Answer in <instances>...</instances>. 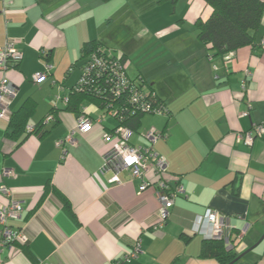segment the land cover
<instances>
[{
	"label": "crops",
	"instance_id": "0c3cea01",
	"mask_svg": "<svg viewBox=\"0 0 264 264\" xmlns=\"http://www.w3.org/2000/svg\"><path fill=\"white\" fill-rule=\"evenodd\" d=\"M209 14L202 0H0V47L17 41L22 52L6 73L16 89L10 115L32 102L26 125L35 126L56 107L37 134L9 136L0 120V187L23 207L9 225L26 234L30 255L0 246V264H220L203 253L212 210L225 218L237 257L264 235V137L250 146L237 139L264 121V13L256 44L224 58L197 39L194 23ZM92 39L125 55L128 76L144 77L165 103V113L143 116L129 138L163 156L172 185L184 190L161 226L155 189L138 194L127 172L117 175L121 185L101 172L112 117L66 141L77 118L64 98L79 78L81 46ZM84 112L100 117L90 104ZM150 130L163 137L151 144ZM7 201L0 192V207ZM136 242L141 253L125 262ZM233 264H264V238Z\"/></svg>",
	"mask_w": 264,
	"mask_h": 264
},
{
	"label": "trees",
	"instance_id": "16d2710c",
	"mask_svg": "<svg viewBox=\"0 0 264 264\" xmlns=\"http://www.w3.org/2000/svg\"><path fill=\"white\" fill-rule=\"evenodd\" d=\"M202 1L210 8V14L205 20L197 18L195 21L196 36L215 57L224 58L242 47L256 44L254 34L264 13V2L261 0ZM41 56L47 61V55ZM127 62L125 55L117 57L108 54L105 44L99 39L85 41L81 46L77 65L79 78L65 96V111L78 118L79 115L84 114L85 104H90L100 111V116L113 112L112 119L116 122V126L105 133L111 134L117 127H124L132 134L138 130L143 116L153 114L155 109L165 110V103L155 94L144 77L128 76ZM136 91L140 95L136 96ZM34 109L32 102H26L18 112L9 116L7 120L9 136H20L23 133L37 134L40 131L44 120L35 126L32 125L33 131L29 132L26 129L27 120ZM49 114L55 115L56 107H53ZM89 118L95 121L94 118L90 116ZM128 143L138 147L132 145L129 140ZM48 191L47 187L42 198ZM26 244L20 246V252L30 258ZM225 248L222 241L208 239L205 241L203 253L207 257L217 259L220 264H228L237 257V254L231 248L228 250Z\"/></svg>",
	"mask_w": 264,
	"mask_h": 264
},
{
	"label": "built area",
	"instance_id": "2783aa9c",
	"mask_svg": "<svg viewBox=\"0 0 264 264\" xmlns=\"http://www.w3.org/2000/svg\"><path fill=\"white\" fill-rule=\"evenodd\" d=\"M3 1V0H2ZM264 2V0H261ZM5 5L7 3L3 2ZM5 5L1 9V13L6 11ZM17 41H7L0 47V120H8L10 116L9 106L16 95V89L6 76L7 71L13 68L22 59V52L16 47ZM231 54V53H230ZM46 69L50 67L45 66ZM43 74H36L34 82L43 78ZM125 82V81H124ZM245 86V80L242 81V89ZM136 96L140 95L138 91ZM56 99H59L57 97ZM64 100H66L64 98ZM166 110L155 109L153 114L165 113ZM113 117V112L104 114L97 119L92 120L84 112L76 119L74 130L68 135L66 141L73 144L74 141L71 135L74 132L83 134L97 124L100 125L105 117ZM53 120L52 115L46 116L44 122ZM29 132L33 131V126H27ZM131 132L124 127H117L113 133H104L103 142L108 146L104 154V163L101 172H109L111 177L108 179V184L121 185L120 179L117 177L120 172H127L131 181H138L137 193H142L148 188L155 189L158 209H157V225L161 226L165 219L169 216V210L174 205L175 198L184 193L181 185H172L171 178L168 176V164L164 157L158 155L152 148L133 147L128 143ZM163 137L162 133L155 130H150L146 134V139L151 144H154L158 139ZM264 137V121L255 124L250 130L240 133L237 136L238 141L250 146L257 138ZM64 141L56 142L57 147H61ZM3 176L12 177L13 173L10 170H4ZM149 176H153L154 180H149ZM0 192L8 197L6 204L0 207V246L7 247L10 250L27 243L28 238L22 229L13 230L9 225V221L18 220L21 217L23 207L19 201L13 198L12 193L5 187H0ZM209 225V230L206 233L208 239L214 241H222L228 245L230 249L232 245V234L228 232V224L225 218L219 215L216 211H209L205 217ZM155 225V226H157ZM141 253L140 243L136 242L132 251L127 254L124 261L128 262L137 258ZM122 264V263H117Z\"/></svg>",
	"mask_w": 264,
	"mask_h": 264
},
{
	"label": "water",
	"instance_id": "95a60500",
	"mask_svg": "<svg viewBox=\"0 0 264 264\" xmlns=\"http://www.w3.org/2000/svg\"><path fill=\"white\" fill-rule=\"evenodd\" d=\"M264 238V235L258 240V242L253 246L251 247L250 249H248L247 251H245L242 255L236 257L234 260H232L230 263L228 264H233L234 262H237L243 255H245L248 251H250L252 248H254L259 242H261V240Z\"/></svg>",
	"mask_w": 264,
	"mask_h": 264
},
{
	"label": "rangeland",
	"instance_id": "374dc122",
	"mask_svg": "<svg viewBox=\"0 0 264 264\" xmlns=\"http://www.w3.org/2000/svg\"><path fill=\"white\" fill-rule=\"evenodd\" d=\"M166 17V16H165ZM167 18V17H166ZM99 27H96V29H98Z\"/></svg>",
	"mask_w": 264,
	"mask_h": 264
}]
</instances>
